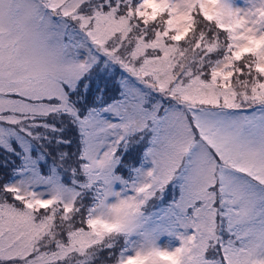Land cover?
I'll list each match as a JSON object with an SVG mask.
<instances>
[{"label":"snow or ice","instance_id":"obj_1","mask_svg":"<svg viewBox=\"0 0 264 264\" xmlns=\"http://www.w3.org/2000/svg\"><path fill=\"white\" fill-rule=\"evenodd\" d=\"M0 264H264V0H0Z\"/></svg>","mask_w":264,"mask_h":264}]
</instances>
